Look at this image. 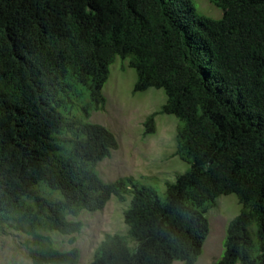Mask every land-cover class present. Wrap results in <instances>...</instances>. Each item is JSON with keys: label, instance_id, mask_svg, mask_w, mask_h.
Returning <instances> with one entry per match:
<instances>
[{"label": "trees", "instance_id": "16d2710c", "mask_svg": "<svg viewBox=\"0 0 264 264\" xmlns=\"http://www.w3.org/2000/svg\"><path fill=\"white\" fill-rule=\"evenodd\" d=\"M210 1L221 18L192 0H0V227L27 226L38 239L32 264H78L77 247L60 250L39 230L73 242L82 222L69 215L131 189L127 234H108L88 264H194L210 230L204 213L228 193L242 209L213 264H264V0ZM117 55L131 57L135 90L163 88L162 112L180 120L175 154L190 168L163 196L95 169L119 147L87 120L105 105ZM82 95L91 105L78 115L69 105Z\"/></svg>", "mask_w": 264, "mask_h": 264}, {"label": "rangeland", "instance_id": "374dc122", "mask_svg": "<svg viewBox=\"0 0 264 264\" xmlns=\"http://www.w3.org/2000/svg\"><path fill=\"white\" fill-rule=\"evenodd\" d=\"M197 11L215 19L223 16V10L210 0H192ZM130 56L117 55L109 65V73L103 84L105 97L103 108L93 109L87 118L109 128L116 136L119 147L96 165V172L106 182L131 177L137 186H150L160 195H165L167 183L190 168V163L175 154V135L180 120L171 113L162 112L167 95L163 88L150 87L135 90L137 72L130 63ZM91 100L87 96L74 97L69 105L73 113L81 115ZM154 116V130L148 131L147 119ZM41 195L46 198H62L57 190L39 184ZM58 194V196H56ZM113 194L101 210H82L69 219L82 222L80 231L71 235L56 230L41 229L39 233L48 236L60 250L77 247L80 250L78 264H88L98 245L108 234H127L124 211L130 206L133 190ZM242 204L235 193L222 194L216 204L208 207L205 216L209 221V234L204 241L202 253L194 264H213L224 253V243L229 223L241 211ZM27 226L17 229L9 224L0 227V264H32L29 248L38 240L28 232ZM134 241L130 245L134 248ZM173 264H182L175 260ZM240 264V263H237Z\"/></svg>", "mask_w": 264, "mask_h": 264}]
</instances>
